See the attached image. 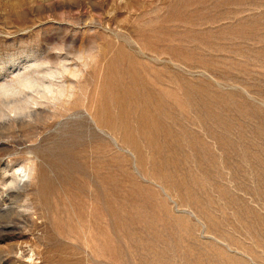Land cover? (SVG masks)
I'll return each mask as SVG.
<instances>
[{
  "label": "rangeland",
  "instance_id": "obj_1",
  "mask_svg": "<svg viewBox=\"0 0 264 264\" xmlns=\"http://www.w3.org/2000/svg\"><path fill=\"white\" fill-rule=\"evenodd\" d=\"M0 86V264H264V0H0Z\"/></svg>",
  "mask_w": 264,
  "mask_h": 264
},
{
  "label": "bare ground",
  "instance_id": "obj_2",
  "mask_svg": "<svg viewBox=\"0 0 264 264\" xmlns=\"http://www.w3.org/2000/svg\"><path fill=\"white\" fill-rule=\"evenodd\" d=\"M58 62V61H57ZM56 62V63H57ZM43 65V64H42ZM60 65H62L61 66V68L60 69H58V70H55V71H57V72H55V71H53V68H47V66L45 67V68H47V69H44V70H42L43 72L45 71V73L48 75V76H51V77H55V76H57L58 74H60V72L61 71H63V72H67V71H71L72 72V70H70L68 67L69 66H67L66 64H64V63H62V64H60ZM42 69H43V67H42ZM38 71H40V70H34V73L35 72H38ZM74 71H76V70H74ZM80 71V70H79ZM33 72V71H32ZM65 73H63V74H65ZM68 73V72H67ZM77 73V72H76ZM62 74V75H63ZM72 75H74L73 73H71ZM70 74V75H71ZM80 74V73H79ZM39 75H40V73H39ZM61 75V74H60ZM37 76H38V73H37ZM75 76V75H74ZM18 79H20L19 80V82H20V85L24 88V89H32V90H35V88L37 89V93H39V94H43V96L44 97H46L47 96V94L49 95V94H53L54 95V98H57V97H59V95H61V96H64V95H66L67 96V92H65V90H61V91H59V94H58V96H55V94H56V92H58L57 90H55V85H54V80H53V82H50V83H48L47 84V82H49V81H46V83L44 82L45 80H43V79H40L39 77H36V76H34L33 74H31V72H29L28 73V75H26V76H24V77H22V78H18ZM17 79V80H18ZM44 79H46L45 77H44ZM16 80V81H17ZM52 81V80H51ZM55 84H56V82H55ZM58 85V84H57ZM10 86H11V84H10ZM63 86V85H62ZM65 86V85H64ZM40 87H43L44 89H43V91H40L41 90V88ZM60 87V86H59ZM11 87H9V86H0V94H10V92L13 90V88L12 89H10ZM39 88H40V90H39ZM72 89H74V88H72ZM17 90H19V89H17ZM31 90V91H32ZM14 91V90H13ZM70 91V90H69ZM24 94V93H23ZM26 95H27V93H26ZM38 95V94H37ZM69 95H71L70 93H69ZM1 96V95H0ZM25 96V95H24ZM41 96V95H40ZM50 96V95H49ZM2 97V96H1ZM36 97V96H35ZM39 97V96H38ZM65 97V96H64ZM73 97V96H72ZM47 98V97H46ZM53 98V97H52ZM51 99V98H50ZM65 99V98H64ZM18 100V99H17ZM53 100H56V99H53ZM59 100V99H58ZM67 100V99H66ZM38 101V100H37ZM36 100H35V98L32 96V94L31 95H29V93H28V95L27 96H25L24 98H22L21 100H19V102L18 101H15V102H11V103H5V104H2L3 106L2 107H0V119H3L5 116H9V114H11V113H15V114H23V113H26L27 111H29L30 110V108H31V104H33V103H38ZM69 102V101H68ZM34 104V105H35ZM41 104V103H40ZM51 108H53V107H51ZM9 112V113H8ZM11 112V113H10ZM29 116H34L32 113H29ZM6 171V170H5ZM22 173H25V175L24 176H22V177H26V176H28V173L26 172V170H25V168H23V170H22ZM18 176H20L21 177V175H19V174H17ZM19 179V178H18ZM19 182H21V181H19Z\"/></svg>",
  "mask_w": 264,
  "mask_h": 264
}]
</instances>
